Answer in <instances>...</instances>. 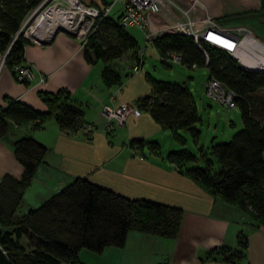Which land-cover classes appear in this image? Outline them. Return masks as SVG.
<instances>
[{
	"label": "trees",
	"instance_id": "obj_1",
	"mask_svg": "<svg viewBox=\"0 0 264 264\" xmlns=\"http://www.w3.org/2000/svg\"><path fill=\"white\" fill-rule=\"evenodd\" d=\"M39 1L0 0V51L8 49L4 62L11 71L23 61L24 46L30 43L17 31ZM260 8H264V0ZM135 46V39L125 27L106 16L88 37L84 52L88 61L106 62ZM154 47L158 53L166 49L180 53L182 63L188 67L206 66L208 77L217 78L225 88L235 92L242 126L229 140L212 144L211 153L218 168L212 170L206 158L207 165L188 167L186 172L205 192L238 206L256 224H264V70L245 68L226 51L205 42L199 47L191 36L183 33L159 35ZM147 78L152 93L144 101L160 127L191 129L197 137L199 115L189 88L184 83L149 75ZM103 79L109 85L117 76L104 67ZM42 96L47 103L45 111L20 100L0 106V136L7 132L9 120L17 124L31 122L32 129H37L51 115L62 130L76 132L82 120L81 110L73 105L57 110L65 90L44 92ZM147 142L151 151L157 153L159 143ZM46 149L32 135L12 142V152L23 165V172L18 177L4 174L0 178V264H80L79 252L83 248L100 253L106 246L122 247L130 230L167 238L177 236L184 212L181 206L129 197L84 176L74 177L37 206L18 213L23 190L43 162ZM166 157L181 165L194 155L170 150ZM22 238H26V244ZM237 243V251L222 249L225 260L235 262L243 255L246 241L241 233L237 234Z\"/></svg>",
	"mask_w": 264,
	"mask_h": 264
},
{
	"label": "crops",
	"instance_id": "obj_2",
	"mask_svg": "<svg viewBox=\"0 0 264 264\" xmlns=\"http://www.w3.org/2000/svg\"><path fill=\"white\" fill-rule=\"evenodd\" d=\"M83 1L99 6L112 3L110 11L114 6L116 10L113 11L115 13L109 12L108 16L118 19L125 0ZM178 1L183 5L189 4L188 0ZM198 1L202 3V6L196 5L192 9L195 17L206 14L224 26L240 25L252 31L250 24L263 17V10L260 8L261 0ZM125 29L135 39L134 34L128 30L127 26ZM84 47L85 45L82 46L75 35L65 31L56 32L48 44H26L24 46V62L33 65L32 76L28 80H19L5 62L1 63L2 52L0 51V106L7 105L11 100H20L39 111H45L47 103L42 96L43 93L64 89L65 97L59 102L57 110L73 105L82 112L81 125L78 126L76 132H71L69 129L62 130L54 115L47 117L41 127L37 129H32L31 122L17 124L12 120L8 121L7 132L0 136V178L4 174L18 177L23 172V165L12 152V142L16 138L32 135L47 148L43 162L39 164L29 184L23 190L22 202L26 200V191L32 186L35 188L36 200L34 201L36 202L27 201V209L33 207V203L45 200L76 176L87 177L95 183L103 184L129 196L131 195L129 193L132 192L126 191L138 193V190L135 189H142L143 184L146 183L145 179L135 174L133 176V173L127 172L130 176L125 178L129 163L133 164L132 171L135 172L142 161L149 159L147 156H143L144 158L137 156L136 153L143 155L145 145L151 151L150 144L147 142L149 139L146 137H151L160 126L159 122L151 115L149 105L144 101V96L150 94H145L143 97L140 94L146 85L140 75L136 74L129 77L123 86V88H129L131 85L134 92H125V89L122 90L120 87L123 84L121 81V72L123 71H116L110 66L113 59L106 62L101 59L88 61ZM132 49H128L118 58L126 59L129 56V58L135 59L134 63H136V50L132 51ZM126 53L129 55H125ZM133 64H128V66L131 65L132 69ZM104 67L117 76V79L109 85L103 79ZM124 74L126 75V73ZM41 75L44 76L43 81H39ZM146 79L148 80L147 75ZM122 103L129 105L130 108L145 107L149 112L140 110L136 115L134 112L128 111L121 126L117 125L119 127L124 124L127 126L128 131L124 135L125 138L116 141L114 139L110 143L111 140L106 141L107 139L102 137L103 133L101 132L98 139L96 136L98 132H96L91 143L77 138L78 133L86 134L87 129L93 127L94 122L105 120L104 105L119 109ZM145 123H147L146 127ZM138 138H142L143 141L134 140ZM80 147L87 150V154L85 151H80ZM109 147L112 151L104 156L106 153L104 150H109ZM94 150L97 151V155ZM93 157H96L98 161L91 164L92 162L89 161ZM80 165L83 167L81 168ZM90 167L98 168L93 170ZM194 182L193 186L195 187L192 194H197V196L189 199V205L184 202L176 204L181 206L184 212L175 238L130 230L122 247L106 246L102 251L108 247H116L120 248V255L128 257L125 252L127 246L135 247L129 256H137L140 253L139 247H141L143 254L146 251L154 255L153 262L157 255L158 259H161L165 264H264V224H256L246 212L240 210L236 205L225 202L219 196L213 197L209 194L211 199L206 197L203 188L196 181ZM187 191H191L189 187ZM200 199H205V202L200 203ZM24 211L26 210L19 212L17 209L18 213ZM230 218H237L240 222L247 224L248 228L245 230V234L242 231H236L237 226H232ZM238 233L244 235L246 247L238 261L230 262L223 258L222 249L228 248L230 252L237 251L238 248L234 245ZM22 242L26 244V238H22ZM226 242L228 244H224ZM110 250L115 252L116 249ZM208 253L211 255L207 256ZM120 261H122V257ZM79 263L82 264L80 258Z\"/></svg>",
	"mask_w": 264,
	"mask_h": 264
},
{
	"label": "rangeland",
	"instance_id": "obj_3",
	"mask_svg": "<svg viewBox=\"0 0 264 264\" xmlns=\"http://www.w3.org/2000/svg\"><path fill=\"white\" fill-rule=\"evenodd\" d=\"M115 10L116 7L114 6L112 11H110V13H115L113 12ZM262 10H263L262 11L263 17H261L260 20L251 23L250 28L253 31V33H255L257 36H259L261 39L264 40V8ZM28 14L29 12L27 13V15ZM127 28L129 31H131L134 34L135 39L137 41V45L132 49V51L136 50V55H137L142 50L143 62L141 63L139 70L137 72H134L130 67L131 65L128 66V64H133L135 62V59L133 60L129 58L128 56L129 53L125 54L128 56L127 58L126 56H123L126 59L117 57L111 61L110 66L112 68H114L116 71L119 72L123 71L121 72L122 74L121 81L123 82V84L120 85V87H122V90L125 89V92L127 93L131 91L134 92V90H132L133 87H131V85L129 86V88H125V87L123 88V86H125V83L129 77L135 76L136 74L140 75L142 81L146 85L145 89H142V91H140L142 97L145 94L152 93L151 84L150 81L146 79V75H149L150 77L156 79L184 83L191 91L193 99L196 104L197 112L199 115V120L196 123V127L198 128L199 133L198 136L195 137V134L191 129L177 128L176 130H171L168 128L163 129L160 126H158L159 129L157 130V132L151 135V137H146L147 139H149V141L152 140V141H157L159 143L160 148L158 149V152L154 153L150 151L149 148L145 145L143 152L144 154L141 155V153H136V155L142 157L147 156V158H149L146 160L147 162L142 161L139 167H137V170L135 172L132 171V167H133L132 163L131 165L130 163L127 165L128 169L126 171L125 178L130 176L128 173H133L132 174L133 176L135 174L145 179L146 183L143 184L142 189H135L138 190L137 191L138 193H134V191H129V190L126 191V192H132L129 193L131 194L130 196L122 193L121 191H117V192L127 195L129 197L139 196L140 198H146L167 204L176 205V204H180L179 202H184L185 204L189 205L190 204L189 199L197 196V194H192L194 191L193 189L195 187L193 186V183L195 182L191 178V176L187 174L186 169L188 167L207 165L208 162L205 160L206 158L209 159L212 170L218 168L219 164L217 163V161L215 160V158L211 153V146L214 143L229 140L232 137L233 133L242 126L240 109L237 105L230 108L224 107L221 104H219L215 99L205 94L202 82L204 83L209 76L208 69L206 66L188 67L183 63H171V62L164 63L159 59L153 46H151L150 44H145V33L143 29L134 25L127 26ZM6 53H7V49L4 52H2L1 63L4 62ZM124 73H126V75ZM139 109L141 110V112H145V111L148 112V110L145 109V107L143 108L140 107ZM103 115L105 116V112H103ZM104 121L106 122V116ZM104 121L103 122L96 121L93 123V127H91L93 130V136L91 137V139L87 138L89 134V128L87 129L88 132L86 134L84 132L82 133V135L81 133H78L77 138H80L82 140L84 139L88 143H91V141L94 140V135L96 134V132H98L96 134L97 139L98 136L101 135L99 134L101 132L103 133L102 137L104 139H107L106 141H108V139L111 140L110 143H112L114 139L116 141L117 139L121 140L125 138L124 135L128 131V128L125 124L122 125V127H119L121 126L122 123L115 124L113 123V120H109L105 127ZM146 125L147 123H145L144 126L146 127ZM79 150L85 151V149L82 147H80ZM170 150L188 151L192 153L194 157L191 160L185 161L183 164L179 165L177 163L172 162L169 158L166 157V153ZM104 151L106 152L104 156H107L108 153L111 152L112 150L111 147H109V150H104ZM94 152L95 155H97V151L94 150ZM85 154H87V150L85 151ZM94 159H96V157H93L92 160H90L89 162H92L91 164H93L94 161L95 162L98 161V159L96 160ZM80 167L82 168L83 166L80 165ZM97 168L98 167H94L93 170ZM188 187L190 188L191 191H187ZM34 189H35L34 186H32V188L26 191L25 193L26 200H24L23 202L21 201L20 205L18 206L19 212H22L23 210H27L26 207L27 201L36 202L34 201L36 200ZM205 193H206L205 194L206 197L208 198L210 197L211 199V196H209L207 192ZM134 194H138V195H134ZM200 200H201L200 203L205 202V199H200ZM38 204H40V201L39 203H33V206H37ZM230 219L233 223L232 226H237L236 231L237 230L242 231L245 234V230H247L248 228L247 224L245 222H240L239 219L237 218L235 219L230 218ZM224 244H228V242ZM234 246H236L239 249L237 243V237ZM114 248L116 250L115 252H112V250L110 249H114ZM119 249L120 248H116V247L113 248L108 247L104 251L97 253L83 248L79 254L80 262L82 264H160L162 263V260L158 259L157 255H155V259L153 262L154 255L151 252H146V251L143 254V251L141 252L142 249L141 247H139L140 253L137 256H133V255L129 256L130 253L135 250V247L127 246L125 252L127 253L128 257L120 255ZM121 257H122V261H120Z\"/></svg>",
	"mask_w": 264,
	"mask_h": 264
},
{
	"label": "built area",
	"instance_id": "obj_4",
	"mask_svg": "<svg viewBox=\"0 0 264 264\" xmlns=\"http://www.w3.org/2000/svg\"><path fill=\"white\" fill-rule=\"evenodd\" d=\"M195 1L188 0L189 4L183 5L178 0H125L117 21L123 27L134 25L143 29L145 44H150L154 49L157 36L183 33L191 36L199 47L205 42L209 46L226 51L245 68L264 70V40L250 30L244 31L240 25L224 26L206 14L195 17L192 13L196 6ZM111 6L112 3L99 6L83 0H40L29 11L17 34L21 33L30 43L44 45L57 28H62L74 33L83 46L95 31L99 21L109 15ZM51 12L55 16H51L52 20L59 22V25L48 34L49 24L43 18ZM156 53L159 59L166 63H182L181 54L174 50L166 49L163 53L157 51ZM142 55V50L136 55V63L132 65L134 72L139 70L143 62ZM32 66V63L24 62L23 59L21 63L12 67V71L17 78L28 80L32 76ZM43 80L44 76L41 75L39 81ZM203 88L207 96L222 106L230 108L236 105L235 92L225 88L217 78L208 77L203 83ZM129 110L136 115L140 112L138 107L130 108L125 103H122L119 109L104 105L105 127L109 120L121 124ZM92 136L93 130L89 128L87 138L91 139Z\"/></svg>",
	"mask_w": 264,
	"mask_h": 264
},
{
	"label": "bare ground",
	"instance_id": "obj_5",
	"mask_svg": "<svg viewBox=\"0 0 264 264\" xmlns=\"http://www.w3.org/2000/svg\"><path fill=\"white\" fill-rule=\"evenodd\" d=\"M51 16L55 17L54 14L51 12L47 15L44 16V20L46 19V23L49 24V31L48 34H50L51 30H53L56 26H58L59 22H55L54 20H52ZM19 79V78H18ZM22 80V79H19Z\"/></svg>",
	"mask_w": 264,
	"mask_h": 264
},
{
	"label": "water",
	"instance_id": "obj_6",
	"mask_svg": "<svg viewBox=\"0 0 264 264\" xmlns=\"http://www.w3.org/2000/svg\"><path fill=\"white\" fill-rule=\"evenodd\" d=\"M195 3H196V5H198V6H202V3H200V1H198V0H196ZM243 30H244V31H249V29H248L247 27H243ZM58 31H65V30L62 29V28H57V29L52 33L51 37L49 38V41H45V43L47 42V44H48V43L50 42L52 36H53L56 32H58ZM65 32H67V31H65ZM67 33L74 35V33H70V32H67ZM7 50H8V49H7Z\"/></svg>",
	"mask_w": 264,
	"mask_h": 264
}]
</instances>
